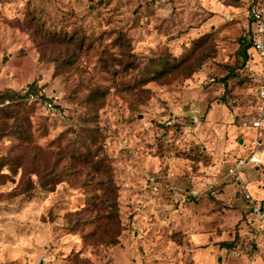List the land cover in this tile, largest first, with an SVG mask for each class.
Instances as JSON below:
<instances>
[{
  "label": "rangeland",
  "instance_id": "1",
  "mask_svg": "<svg viewBox=\"0 0 264 264\" xmlns=\"http://www.w3.org/2000/svg\"><path fill=\"white\" fill-rule=\"evenodd\" d=\"M247 29L244 0H0V264H264Z\"/></svg>",
  "mask_w": 264,
  "mask_h": 264
},
{
  "label": "built area",
  "instance_id": "2",
  "mask_svg": "<svg viewBox=\"0 0 264 264\" xmlns=\"http://www.w3.org/2000/svg\"><path fill=\"white\" fill-rule=\"evenodd\" d=\"M248 24V41L251 50L264 62V0H244ZM26 102L36 104L48 113L62 114V105L59 95L48 94L41 90H29L25 96ZM250 125L258 132L264 129V75L256 96V111L250 120ZM253 151L246 157H238L231 174L241 182V190L249 202L251 216L264 232V199H254L245 184L242 182L241 168L246 165L258 166L262 163L260 157L261 143L255 139Z\"/></svg>",
  "mask_w": 264,
  "mask_h": 264
},
{
  "label": "trees",
  "instance_id": "3",
  "mask_svg": "<svg viewBox=\"0 0 264 264\" xmlns=\"http://www.w3.org/2000/svg\"><path fill=\"white\" fill-rule=\"evenodd\" d=\"M248 30H249V28L247 29V33H248ZM246 41V40H245ZM250 47V43H249V41H248V43L245 45V47H244V49H243V51L245 52L246 50H247V48H249ZM164 63H161V65H163ZM261 85V84H260ZM29 90H38V88L36 87V86H33V85H30L26 90H24V91H22L21 93H20V95H19V97L18 98H20L21 100H23V101H25L26 102V100H25V96H26V94H27V92L29 91ZM16 94V93H15ZM7 96H10V94H8V93H1L0 94V103H2L4 100H6V99H8V97ZM238 157H241V156H238ZM237 157V158H238ZM237 158H235V160H234V163H235V161H236V159ZM2 175H4V176H7V174L6 173H2ZM59 182V179L58 178H53V180L51 181V188L55 185V184H57ZM111 242V241H110ZM114 242V241H113Z\"/></svg>",
  "mask_w": 264,
  "mask_h": 264
}]
</instances>
